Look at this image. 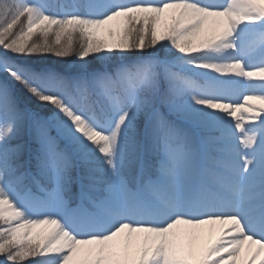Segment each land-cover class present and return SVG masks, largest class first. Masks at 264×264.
<instances>
[{"label":"snow or ice","instance_id":"1","mask_svg":"<svg viewBox=\"0 0 264 264\" xmlns=\"http://www.w3.org/2000/svg\"><path fill=\"white\" fill-rule=\"evenodd\" d=\"M0 264H264V0H0Z\"/></svg>","mask_w":264,"mask_h":264},{"label":"trees","instance_id":"2","mask_svg":"<svg viewBox=\"0 0 264 264\" xmlns=\"http://www.w3.org/2000/svg\"><path fill=\"white\" fill-rule=\"evenodd\" d=\"M46 60L50 66H52L54 68H61V69L65 70L66 72H68L66 70V68H68L72 64L70 58L69 59H58L56 57L49 56L46 58ZM93 65H94L93 67H97L98 63L94 64V62H93Z\"/></svg>","mask_w":264,"mask_h":264},{"label":"rangeland","instance_id":"3","mask_svg":"<svg viewBox=\"0 0 264 264\" xmlns=\"http://www.w3.org/2000/svg\"><path fill=\"white\" fill-rule=\"evenodd\" d=\"M98 63V62H97ZM95 61H94V64H97ZM94 66V65H93ZM66 70L68 71V72H72L73 70H74V65L73 64H71L68 68H66ZM238 99H240V100H242V96H239V97H237ZM30 105H35L36 104V102L35 101H29L28 102Z\"/></svg>","mask_w":264,"mask_h":264}]
</instances>
